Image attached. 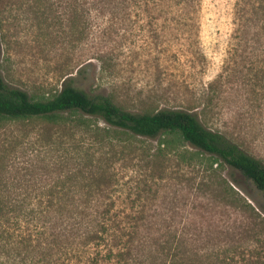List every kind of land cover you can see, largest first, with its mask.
<instances>
[{"label":"rangeland","instance_id":"374dc122","mask_svg":"<svg viewBox=\"0 0 264 264\" xmlns=\"http://www.w3.org/2000/svg\"><path fill=\"white\" fill-rule=\"evenodd\" d=\"M236 3L118 0L114 6L89 5L86 35V0H0V74L9 86L37 99L59 90L65 77L80 70L76 85L87 93L107 95L132 112H198L206 127L226 133L264 160V19L247 22V31L242 30ZM86 62L91 64L87 70ZM78 139L79 132L5 124L0 154L5 150L8 165L41 164L42 157L50 162L62 151L71 152ZM196 153L165 134L138 138L114 163L117 195L124 201L120 208L138 210L140 205L129 202H145V210L170 217L173 227L195 228L201 241L207 229L214 235L217 225L236 231L240 218L231 208L214 205L216 191L202 184L213 175L203 162L213 160ZM220 173L229 180L226 171ZM237 176L243 195L264 205L254 186Z\"/></svg>","mask_w":264,"mask_h":264},{"label":"trees","instance_id":"16d2710c","mask_svg":"<svg viewBox=\"0 0 264 264\" xmlns=\"http://www.w3.org/2000/svg\"><path fill=\"white\" fill-rule=\"evenodd\" d=\"M117 1L86 0V35L88 6H114ZM249 3H236L242 30L247 22L256 25L264 19V3ZM81 75L78 70L62 80L59 90L35 99L9 86L0 74V128L39 124L80 133L73 154L62 151L50 162L42 157L41 164L18 167L5 162V150L0 154V264H264V205L243 195L237 176L264 199V160L226 133L206 127L198 112H132L107 95L78 87ZM162 134L194 148L196 157H211L213 162L203 163L212 181L202 184L216 191L214 205L231 208L240 218L236 231L217 225L214 235L207 229L201 241L195 228L173 227L170 217L145 210V202H129L131 207L140 205L138 210L120 208L124 201L117 195L115 161L138 138ZM223 170L228 181L220 177Z\"/></svg>","mask_w":264,"mask_h":264}]
</instances>
